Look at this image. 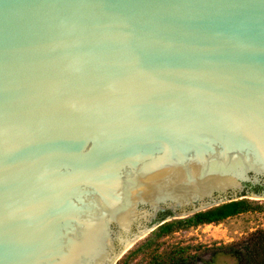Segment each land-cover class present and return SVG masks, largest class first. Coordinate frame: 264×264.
Segmentation results:
<instances>
[{
	"label": "water",
	"instance_id": "water-1",
	"mask_svg": "<svg viewBox=\"0 0 264 264\" xmlns=\"http://www.w3.org/2000/svg\"><path fill=\"white\" fill-rule=\"evenodd\" d=\"M240 199L264 200V0H0V264H117Z\"/></svg>",
	"mask_w": 264,
	"mask_h": 264
},
{
	"label": "rangeland",
	"instance_id": "rangeland-1",
	"mask_svg": "<svg viewBox=\"0 0 264 264\" xmlns=\"http://www.w3.org/2000/svg\"><path fill=\"white\" fill-rule=\"evenodd\" d=\"M252 201L257 206L255 210L221 224L178 229L162 237L151 232L126 252L117 264H153L151 253H171L182 247H189V254L198 256L194 264H240L231 254L242 251L252 233L264 230V200ZM148 238L152 241L151 248H142Z\"/></svg>",
	"mask_w": 264,
	"mask_h": 264
},
{
	"label": "trees",
	"instance_id": "trees-1",
	"mask_svg": "<svg viewBox=\"0 0 264 264\" xmlns=\"http://www.w3.org/2000/svg\"><path fill=\"white\" fill-rule=\"evenodd\" d=\"M256 207L254 201L250 199L228 202L185 219L166 222L156 231H153V234L162 237L178 229L221 224L229 218L255 210ZM151 245L152 241L148 238L141 247L145 246L149 249ZM151 254L152 259L150 261L153 264H194L198 260V256L189 254V247L176 248L171 253L160 254L154 252ZM231 256L236 257L240 264H264V230L252 233L242 251L239 253L234 252Z\"/></svg>",
	"mask_w": 264,
	"mask_h": 264
},
{
	"label": "flooded vegetation",
	"instance_id": "flooded-vegetation-1",
	"mask_svg": "<svg viewBox=\"0 0 264 264\" xmlns=\"http://www.w3.org/2000/svg\"><path fill=\"white\" fill-rule=\"evenodd\" d=\"M166 216H167V215L164 214V215L161 216V218H164V217H166ZM164 224H165V223H164ZM162 225H163V224H162ZM160 226H161V225H160ZM160 226H159V227H160ZM157 228H158V227H157ZM154 231H155V230H154Z\"/></svg>",
	"mask_w": 264,
	"mask_h": 264
}]
</instances>
